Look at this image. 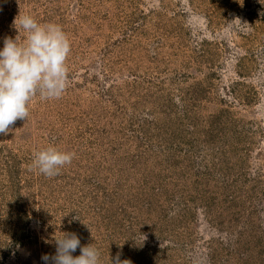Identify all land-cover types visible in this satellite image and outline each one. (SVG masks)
<instances>
[{"label": "rangeland", "instance_id": "374dc122", "mask_svg": "<svg viewBox=\"0 0 264 264\" xmlns=\"http://www.w3.org/2000/svg\"><path fill=\"white\" fill-rule=\"evenodd\" d=\"M20 13L62 27L69 81L0 134V264L64 233L102 264H264V0H0V50ZM48 146L75 153L52 178Z\"/></svg>", "mask_w": 264, "mask_h": 264}, {"label": "clouds", "instance_id": "9594fccd", "mask_svg": "<svg viewBox=\"0 0 264 264\" xmlns=\"http://www.w3.org/2000/svg\"><path fill=\"white\" fill-rule=\"evenodd\" d=\"M262 14V13H261ZM238 29L250 26L239 17L229 22ZM18 32L15 38L8 36L3 40L0 50V134L7 135L10 126L17 120H26L30 105L37 96L42 100L59 99L64 94L69 81L67 59L71 43L62 27L55 23L41 24L32 16L19 14L13 21ZM21 30L25 33L21 41ZM74 152L61 151L55 146L34 153L29 170L38 169L48 178L58 176L61 169L70 165ZM74 219L80 220L78 216ZM90 230V229H89ZM91 231V230H90ZM147 239L142 235L143 243ZM54 256H42L45 262L53 264H102L101 251L95 243L81 246L75 233H64L56 239ZM79 256H73L77 249ZM111 264H132L130 260H120V254Z\"/></svg>", "mask_w": 264, "mask_h": 264}]
</instances>
